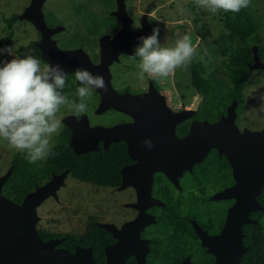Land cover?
Masks as SVG:
<instances>
[{"label": "rangeland", "instance_id": "rangeland-1", "mask_svg": "<svg viewBox=\"0 0 264 264\" xmlns=\"http://www.w3.org/2000/svg\"><path fill=\"white\" fill-rule=\"evenodd\" d=\"M124 2L130 27L138 30L141 28L142 21L145 20L151 34L154 27L159 28L158 40L162 47H174L176 41L184 35L191 37L193 45L196 46V55L191 63L186 67L177 68L166 78L154 79L167 95L168 103H171L175 109L190 108L197 96V105L207 106L211 93L208 91L207 96L198 94L191 83V67L193 64H200L202 78L209 80L208 82L225 85L222 56L216 44V37L222 28V16L225 12L220 10L212 13L204 10L197 6L196 0H124ZM29 4L30 0H0V48L13 46L18 56L30 53L40 60L43 67L47 61L43 59L41 51L36 49L41 32L31 21L20 17ZM116 8V0H42L41 5L48 27L58 28V31L50 38L61 47L82 49L93 63L97 61L99 55V37L114 36L121 28V21L115 15ZM243 10L253 16L264 40V0H251L250 5ZM13 15L16 19L10 27L6 19ZM153 16L160 17L161 20H152ZM6 42L9 45H5ZM258 46L264 47V42L252 45L250 49L252 52L257 51L259 60L264 64V52L259 54ZM136 47L131 55H123L124 58L120 62L116 61L110 65V71L116 78L115 80L113 77L112 83L110 81L114 89L127 82L133 89L139 88L142 80L137 76L139 58L134 57ZM12 58L8 53H2L0 64ZM249 69L248 83L242 90L245 102L237 119L239 126H236L240 133H243L245 129L258 131L264 128V111H261V107L264 106V68L249 67ZM147 78L151 77L145 74L143 80ZM68 98L78 101L75 94ZM100 101L101 96L94 90L91 100L88 101V112L81 115L87 118L89 125L112 126L113 123L128 119L125 114L127 112L111 106L100 110ZM57 115L62 120V128L68 125L70 119L79 120L66 107H62ZM188 120L187 118L181 120L182 124H187ZM57 135H53L52 145L56 142ZM17 153L26 158V153L10 148L6 141L0 139V177L9 174L11 158ZM42 162L43 160L34 164L41 166ZM52 180L53 178L44 180L41 185ZM126 185L123 183L121 189ZM114 194L115 191L111 187L82 182L66 173L55 194L48 195L35 206V226L37 229L55 233L82 232L89 216L98 215L100 224L112 227L115 221L120 223L125 217L123 212H119L116 216L111 201V196ZM126 195V189L121 190L119 196L124 199ZM122 198L120 206H122ZM139 260L141 261V258Z\"/></svg>", "mask_w": 264, "mask_h": 264}, {"label": "flooded vegetation", "instance_id": "flooded-vegetation-1", "mask_svg": "<svg viewBox=\"0 0 264 264\" xmlns=\"http://www.w3.org/2000/svg\"><path fill=\"white\" fill-rule=\"evenodd\" d=\"M131 30L136 31L137 29L131 28ZM55 43L60 49H78L77 47H61L57 42ZM141 43L142 41L132 43L130 45L132 52L134 47H138ZM99 46L98 59L95 63L91 62L94 65H99L102 61L100 37ZM36 49L41 51L39 47ZM132 52L120 51L111 60L108 64L110 81H113V77L116 80L115 75L110 71V65L116 61L120 62L124 58L123 55H131ZM65 73L66 79L74 84L71 88L73 92L65 94L71 97L81 85L75 80L74 72ZM153 88L157 93L154 91L148 99V102L154 106L149 108L151 112H159L160 102H163L169 114L192 110V114L184 118L189 119L187 124H182L181 120L184 119L176 121L174 125L172 121L169 122L168 130L173 127L174 136L172 137L175 139L187 134L195 120L214 123L221 117H226L228 107L233 102H235L234 125L239 126L237 119L245 102L242 94L244 88L237 89L241 94L242 103L233 98L219 115H214L217 111L214 104L217 97L212 95L205 107H199L196 102L195 108H192L195 100L198 101L197 96L190 108L175 109L171 103H168L167 95L154 78L142 80L139 88L136 89H133L128 82L115 89L118 93L146 94L150 90L153 91ZM95 91L101 96L99 91ZM198 94L200 95L199 92ZM125 114L128 118L126 121L112 125L135 122V116L130 113ZM139 127L145 128V125H139ZM162 127L166 130L165 123L151 121L147 124L146 131L136 132L138 136H145L136 143L133 140L130 141L131 149L138 153L140 159L132 157L127 152L128 143L123 140L129 162L119 171L121 183L111 186L115 191V194L111 196V201L116 216L119 212H123L124 220L120 223L115 221L112 224L114 226L106 228L98 221V215L95 216L96 223L110 235V240L105 246L121 241L119 233L123 231V224L133 222L142 216L144 221L138 224V241L134 243L136 246L133 252L126 257L125 264H246L247 252L260 248L264 244L261 239V235L264 234V204L262 203L264 184L252 196L257 173L244 170L238 173L237 178L227 154L220 152L215 146L207 151L200 162L192 163L188 168L178 169L175 165L166 164L164 167L158 165L150 171L153 167L152 161L156 159V156L145 157V152L157 153L153 135H156L157 130ZM237 131L239 132L238 129ZM146 140L151 142V148L146 146ZM142 159H150V162L144 163L140 161ZM123 169L126 170V175ZM123 177L127 185L121 189ZM124 189L127 191V197L123 199L119 194ZM138 197L141 202L138 201ZM121 198L123 199L122 206L119 205ZM246 200L252 201L250 204L243 203L242 207H238V203ZM123 207L124 210L121 209ZM124 235L132 239L134 227H129ZM105 246L104 259L106 260ZM241 251L243 253L240 254Z\"/></svg>", "mask_w": 264, "mask_h": 264}, {"label": "water", "instance_id": "water-1", "mask_svg": "<svg viewBox=\"0 0 264 264\" xmlns=\"http://www.w3.org/2000/svg\"><path fill=\"white\" fill-rule=\"evenodd\" d=\"M116 2L115 15L121 21V28L112 38L109 35L100 37L102 61L99 65L92 64L80 48L71 50L57 47L50 36L58 31V28L48 27L41 10L42 0H30V4L20 15L21 18L31 21L41 32L37 46L41 50L43 59L49 64L59 63L65 72H74L75 68L83 67L93 74L103 76L107 84V91L97 89L101 94L100 110L111 106L130 113L136 118L134 123L112 126L100 124L91 126L85 116L79 120L70 119L66 125L71 130L70 146L79 154L97 150L100 141L104 147H107L110 142L124 140L128 143L127 152L132 157L138 158V153L130 147V141L133 140L136 143L145 136H138L136 132L146 131L147 124L151 121L165 123L166 130L162 127L157 130L156 135H153L157 153L145 152V157L156 156V159L152 161L153 167L150 171L158 165L164 167L166 164L175 165L178 169L188 168L192 163L200 162L207 151L215 146L220 152L227 154L237 178L238 173L244 170L257 173L255 177L257 181L252 192V196H254L255 192H258L264 184V129L259 131L245 129L243 133H239L234 125L235 102L228 107L226 117H221L214 123L195 120L185 137L175 139L172 137L174 136L173 127L168 130L169 122L172 121V125H174L176 121L191 115L192 110L169 114L163 102H160L159 112H151L149 108L154 106L148 102V99L154 91L157 93L155 88L146 94H131L129 92L118 93L111 86L108 70L111 60L120 51L132 52L130 49L132 43L142 41L141 37L151 35V30L145 20L142 21L140 29L132 31L124 0H116ZM253 54L254 61L249 64V67L264 68V64L258 58L257 51ZM196 102L197 100L192 108H195ZM139 125H145V128H140ZM140 161L148 163L150 159ZM66 173L64 171L53 175L51 182L35 187L25 194L19 204L1 194V187L9 174L0 177V264H96L91 246L76 245L74 250H69L59 246L63 237L43 239L35 226V206L48 195L55 194ZM123 173L126 175L125 169H123ZM124 180L125 177H123V183H126ZM139 198L138 201L141 202ZM251 201L240 202L238 207H242L243 203L250 204ZM254 202L256 204L255 199ZM140 221H144L142 216L133 222L124 224L123 231L119 233L121 241L105 246L106 260L104 264H125L126 257L133 252L136 246L134 243L138 241L137 231ZM132 226L134 227V237L130 239L131 237L125 236L124 232ZM104 227L109 228L105 225Z\"/></svg>", "mask_w": 264, "mask_h": 264}, {"label": "clouds", "instance_id": "clouds-1", "mask_svg": "<svg viewBox=\"0 0 264 264\" xmlns=\"http://www.w3.org/2000/svg\"><path fill=\"white\" fill-rule=\"evenodd\" d=\"M251 0H196L198 7L216 13H238L247 8ZM152 20L160 21L153 16ZM162 22V21H161ZM159 28L152 34L141 37L142 43L135 50L139 58L137 76L140 80L145 74L151 78H166L177 68L186 67L196 55V46L189 35L178 39L174 47H162ZM8 53L13 58L0 66V139L18 152L26 153L30 164L55 156L51 143L54 134L62 130V120L58 117L62 107H66L76 119L88 112V101L94 90L107 91L102 75L93 74L83 67L74 70L75 80L80 87L76 89V99L62 94L66 73L62 66L41 62L32 54L16 55L13 46L0 48V54ZM264 111V106L261 107ZM145 144L151 148V142Z\"/></svg>", "mask_w": 264, "mask_h": 264}, {"label": "trees", "instance_id": "trees-1", "mask_svg": "<svg viewBox=\"0 0 264 264\" xmlns=\"http://www.w3.org/2000/svg\"><path fill=\"white\" fill-rule=\"evenodd\" d=\"M15 19L14 15L6 19L8 26L11 27ZM262 41L264 42L262 35L251 14L243 9L238 13L223 14L222 28L216 37V44L222 56L225 85L208 82L209 80L202 78L200 64L196 63L191 67V82L197 91L207 96L209 90L213 97H217L214 103L217 111L214 115H219L233 98L242 103L241 94L237 89L244 88L248 83L249 63L253 61V52L250 47ZM5 45L9 43L6 42ZM262 52L264 47L258 46V53ZM73 85L66 79L62 94L73 92L71 89ZM70 138V128L63 126L53 145V151L57 155H49L43 160L41 166L30 164L21 154H14L9 176L1 187V194L13 202L21 203L25 194L40 186L44 180L51 179L53 175L64 171L76 180L99 186L111 187L121 183L119 171L129 162L123 140L110 142L107 147L100 142L97 150L77 154L70 146ZM262 203L264 204V199ZM38 232L43 239L63 237L60 245L69 250H74L76 245L91 246L96 264L105 262L104 246L110 240V235L96 223L94 215L89 216L82 232L55 233L43 229H38ZM261 239L264 243V234L261 235ZM245 262L246 264H264V244L260 248L249 250Z\"/></svg>", "mask_w": 264, "mask_h": 264}]
</instances>
